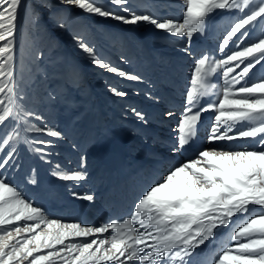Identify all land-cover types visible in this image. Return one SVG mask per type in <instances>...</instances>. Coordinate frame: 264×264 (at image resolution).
<instances>
[{
  "label": "snow or ice",
  "instance_id": "snow-or-ice-1",
  "mask_svg": "<svg viewBox=\"0 0 264 264\" xmlns=\"http://www.w3.org/2000/svg\"><path fill=\"white\" fill-rule=\"evenodd\" d=\"M60 2L126 25L146 22L169 34L186 36L189 45L194 34L204 33L215 10L236 12L230 31L219 44L223 52L236 37L231 54L217 61L210 54L195 59L193 88L187 91L172 151L184 148L195 137L201 114L208 110L216 112L209 141L251 138L255 142L240 149L200 150L198 156L174 166L162 180L150 185L136 202L131 218L122 223L87 226L63 222L62 217L34 204L4 175L19 167L17 142L23 140L30 151L45 160L54 145L41 136L59 139L62 133L28 108L27 95L17 91L13 62L22 0H0V264H192L195 250L215 238L220 228L229 229L230 242L222 246L213 264H264V74L246 79L257 65L264 68V31H259L264 28V0H182V21L133 11L129 0H111L119 6L117 12L96 0ZM25 18L37 23L35 14L27 10ZM60 26L66 27L63 23ZM74 38L99 68L128 80L140 79L97 59L90 45ZM180 50L193 55L183 43ZM218 69H223L222 96L197 107V97L207 94L209 79ZM110 90L117 97L127 95L115 87ZM132 111L138 119H146L144 113ZM238 124L245 126L237 129ZM21 131L32 135L22 137ZM52 175L62 181L85 179L83 171L64 172L60 165ZM27 183L37 181L29 177ZM80 198L93 199L91 195ZM233 217L239 218L234 221ZM108 232L111 235H103ZM89 236L94 238L88 240Z\"/></svg>",
  "mask_w": 264,
  "mask_h": 264
},
{
  "label": "rangeland",
  "instance_id": "rangeland-1",
  "mask_svg": "<svg viewBox=\"0 0 264 264\" xmlns=\"http://www.w3.org/2000/svg\"><path fill=\"white\" fill-rule=\"evenodd\" d=\"M96 2L107 7L110 11H120L119 6L113 4L111 0H96ZM174 2L176 3L174 4ZM128 7L136 12L148 11L159 17L171 15L172 8L178 9L179 18L181 17L179 20L182 21L184 5H182V0H129ZM26 10L29 13H34L37 17L35 25L26 20ZM121 14L125 13L121 12ZM236 17L237 13L234 11L215 10L207 19L204 33L194 34L189 45L186 36H175L156 29L154 30L156 32L152 33V30L149 29L151 24L146 22L126 25L111 18L86 13L74 5L63 4L60 0H22L17 20L13 62L14 74L18 85L17 91L27 95L28 100L25 104L28 108L37 111L45 117V123L49 127L58 129L61 133L64 127L70 125L72 121L71 115L76 113L83 114L84 120L82 121L86 123L89 121L91 112L96 113V119L100 120H105L110 116L112 117L113 114H117L119 116L117 121L121 123V120L127 114H131V118L136 116L135 114L133 115V105L129 103L128 98L132 96L138 97L139 103L142 99L147 101L148 60L143 56L141 49L146 39H150L151 43L145 47V50H150V53L153 54V60L157 62L155 63L157 69L160 67L161 58L167 59L168 53L172 55V58L177 59L175 53L180 51L177 48V43L179 42L186 47H190L192 49L191 52L193 47L202 48L204 50L202 54H205V49L212 47L206 54H210L212 60L217 61L224 58L225 54H231L230 48L233 46V41L236 40V37H233L229 45L225 46L223 52L220 51L219 44L223 42V37L230 31ZM54 22H56L53 27L55 32L52 34L49 28ZM61 23L66 25V27H61ZM259 31H264V28ZM255 34L257 33L254 32L253 35ZM74 37L90 45L95 50L97 59L103 60L127 73L135 74L140 79L135 81L128 80L106 69L97 70L92 62L93 57L83 51L79 46L78 40ZM172 44L173 46L171 47ZM185 54L184 58L182 56L177 59L178 63L180 62L178 68H181L183 73L190 77L188 78L187 86L188 89H192V76L190 75L195 72V59L201 55L192 59L194 62L190 67L192 55L186 52ZM137 59H143L138 67L132 65V61ZM247 62L246 60L245 63ZM262 64H264V61H262ZM141 72L144 76L139 74ZM85 73L88 76L85 78L86 80L83 78ZM262 74H264V68L262 69L260 65H257L251 70L246 79L251 80ZM208 83V92L206 95L199 96L198 107L202 103V105H207L210 102H214L218 99V96H222L224 84L223 69H218ZM213 85L215 87H212ZM112 87L126 92L127 98L124 99L125 97L113 95L110 90ZM92 89L95 90L97 95H100L98 99L101 100L94 106L91 105V99L94 96ZM206 114L210 115L211 122L215 123L216 112L214 110L205 111L201 114V119L206 118ZM126 117L128 118L129 115ZM32 122L40 123L35 120ZM242 126L245 125L238 124L236 128L239 129ZM20 127L22 129L23 125ZM119 127L122 128V125H119ZM123 129L125 134H132L125 126H123ZM26 135L30 136L32 134L26 133ZM41 138L53 141L54 146L48 149L50 153L62 142V136L59 139L47 136H41ZM195 140L192 142L193 150L195 142L197 144V140ZM238 140L245 141L247 139H236L234 142H239ZM247 141L253 143L254 140L249 138ZM16 148L19 167L9 169L4 175L14 185H17L34 204L40 205L41 199L37 198L35 192L29 193L26 185L25 188H21V180L26 179L33 172L29 171V167L24 164L26 157L19 142H17ZM70 152L73 154L80 153L75 145L71 146ZM81 153L85 158H88L91 153L90 148H85ZM0 155H3V153H0ZM41 161L44 165L43 167H47V172H49V167L52 163L50 156L45 160L41 159ZM47 161H51V163ZM53 205H49L50 210H53ZM238 218L233 217V220L235 221ZM227 229H217L216 237L205 243L216 244Z\"/></svg>",
  "mask_w": 264,
  "mask_h": 264
},
{
  "label": "bare ground",
  "instance_id": "bare-ground-1",
  "mask_svg": "<svg viewBox=\"0 0 264 264\" xmlns=\"http://www.w3.org/2000/svg\"><path fill=\"white\" fill-rule=\"evenodd\" d=\"M172 9V14L169 16L179 20L181 17L179 18L178 9ZM55 23L49 28L52 34L55 32L53 28ZM149 29L152 33L156 32L153 25H149ZM150 43L151 40L146 39L141 48L143 56L148 60L147 101L142 99L139 103L138 97L128 98L133 109L145 114V120H140L137 116L131 118V114H127L126 116L129 115V117L125 116L119 123L117 114L100 120L96 119V113L91 112L89 121L86 123L82 121L83 114L71 115L70 125L62 130V142L52 150L50 155L52 163L49 172L47 167H43L38 154L30 151L29 145L23 140L19 141L26 157L24 164L29 167V171L33 172L29 177H34L37 181L36 184H28L29 177H27L21 180V188H25L26 185L29 193L35 192L37 198L41 199L42 208L52 215L62 217L63 222H81L87 226L105 225L111 222L122 223L131 218L136 202L150 185L162 180L174 166L198 156L199 150L239 149L254 143V141L248 142L249 139L245 141L240 139L242 142L239 140V142L209 141L208 137L211 135L214 122H211V116L207 113L206 118L198 122L195 137L184 148L173 152V146L177 144L179 136L178 122L183 113L182 108L186 106L187 91L191 90L187 86L190 77L178 68L180 62L178 63L177 59L182 56L184 58L185 52L180 50L181 42L177 43V48L180 50L175 53L177 59L172 58V55L168 53L167 59L161 58L160 67L157 69L153 54L150 50H145ZM210 49L212 47L205 49V54ZM203 51L202 48L193 47L190 67L194 62L192 59L202 55ZM141 60H133L132 65L140 66ZM94 65L97 70L102 69ZM86 73L83 74L84 80L88 77ZM139 74L144 76L142 72ZM88 84L90 85L89 81ZM92 90L94 96L91 99V105L94 106L101 100L98 99L100 95H97L94 89ZM123 97L127 98V96ZM169 112L173 115H167ZM119 125H122V128ZM123 126L132 134H125ZM24 135L26 133L21 131V136ZM194 139L197 140V144L195 142L193 150ZM72 145H75L80 153H71ZM87 147L90 148L91 153L88 158H85L81 152ZM57 165H60L64 172L69 169L81 170L85 173V179L62 181L52 175ZM85 195H91L93 199L80 198ZM50 204H54L53 210H50ZM134 226L140 228L139 224ZM143 230L140 228V231ZM228 233L229 229L220 236L216 244H207V242L197 248L191 257L192 264H212L222 246L229 243ZM103 235L109 236L111 232ZM93 238L89 236L87 239ZM130 264H138V262H130Z\"/></svg>",
  "mask_w": 264,
  "mask_h": 264
}]
</instances>
